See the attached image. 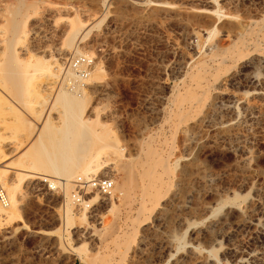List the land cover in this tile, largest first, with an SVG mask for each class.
<instances>
[{"label":"rangeland","instance_id":"rangeland-1","mask_svg":"<svg viewBox=\"0 0 264 264\" xmlns=\"http://www.w3.org/2000/svg\"><path fill=\"white\" fill-rule=\"evenodd\" d=\"M216 7L221 19L211 12ZM13 20L23 22L26 37L14 34ZM80 20L89 33L78 45L101 68L84 85L86 112L158 189L148 197L141 176L128 179L121 199L85 211L78 202L68 224L63 187L19 183L16 163L43 126L36 111L51 110V123L61 124L56 93L64 80L74 86L66 63L80 56L64 43ZM263 20L264 0H0V167L8 185L19 184L14 219L0 221V264H264ZM242 34L243 52L208 59L198 87L191 74L200 56L216 41L219 53L234 49ZM12 53L20 64L7 74ZM37 61H50L59 77L48 78ZM189 90L200 101H181ZM143 158L148 164L138 166ZM103 160L104 176L121 184L118 157ZM109 225L118 232L100 231Z\"/></svg>","mask_w":264,"mask_h":264},{"label":"bare ground","instance_id":"bare-ground-1","mask_svg":"<svg viewBox=\"0 0 264 264\" xmlns=\"http://www.w3.org/2000/svg\"><path fill=\"white\" fill-rule=\"evenodd\" d=\"M211 12L214 17H217V19H221L223 15L219 7H216ZM22 23L23 22L19 20H13L11 23V29L13 30L14 34H19L22 32L23 36L20 37H26L29 30H23ZM256 25H259L258 22H256ZM85 26L86 24L81 20L77 22L73 21L70 25L69 31L67 32L64 43L68 47H74L75 53L79 55L84 54L82 52L83 49L78 45V43H82L89 33V31L85 33ZM259 26L261 27L260 30H264V25ZM255 31H257V29H254L253 27L250 33H254ZM216 33L217 27L214 26L208 33V39L212 41ZM238 38L240 41L236 44L233 43L235 46L232 50H228L226 48V51L219 53V48L221 47L220 41H216L213 43L212 49L208 53L200 56L201 61L203 60L204 62L202 64L197 63V71H194L191 74V78L198 87L202 86L203 80L206 78V74L208 73V69L205 65V62L208 61V59L219 58L221 61H223L228 58L233 59L243 52V50L246 48L247 37L246 35L242 34V36ZM15 56V53H12L11 57L7 59L3 69L4 73L11 74L17 71L20 62H17V57ZM257 59L261 60L263 58L258 55ZM37 62L38 66L42 68L41 71H43V73L48 78L51 77L56 80L59 77V74L56 73L57 71H55V67L50 61L43 63L41 61ZM35 65H37V63ZM220 65H222V63ZM100 70L101 68L97 65V63H95L93 66V71L91 69L84 77L77 75L75 71H68V79L75 81L74 86L67 87L69 83L64 80L62 87L57 90L56 98L54 97V105L59 103L62 105L58 116L61 119V124L57 126L54 123H51V110L48 109L45 113V108H42L40 112L36 111L39 116H43V126L38 128L33 137V142L28 147V149L22 153L21 158H19L16 163L18 166L17 172L19 183H21L25 178H30L35 180L39 179L42 181L46 180V182L49 181L52 185L58 183L61 187H63L66 197L64 202L65 218L67 219L68 224H70L72 220V211L78 203V201L73 197L75 181L79 178L88 180L92 177H97L103 173H106L105 169L108 167V159L103 160L104 155L107 156L108 154H115L118 157V168L125 174V180H123L121 184L115 183L114 181V188L110 196L95 194L89 201H85V199L79 201V205L81 206L80 208L82 210L85 211L91 204H97L102 200L105 201L107 199L111 200L113 204L114 200H119L124 196L128 187L127 181H135L139 176L142 178L141 187L145 192V195L151 197V195H153L151 191L158 189L156 185L152 187L146 185V181L143 179L145 172L135 169V167H137V163L128 161L129 159H126L127 156L125 157L123 154L122 148H119V145L112 140L110 129L107 128V126L102 123L98 117L92 120L91 117L88 116V112H86L90 102V97L84 85L94 80L98 76ZM36 91L39 96L43 97L44 99L46 98V96L42 94V90L36 88ZM206 93L207 89H204L202 95H205ZM198 97L199 96L195 92L189 90L186 95L181 97V101H193L196 99L200 101V98ZM177 100L179 99L177 98ZM39 103L42 105L45 104V102ZM182 109L178 105L179 115H182ZM5 156L6 153L3 150L2 145H0V160L5 158ZM147 164L148 161L145 162L144 158L138 162V166L142 167ZM160 164L164 169H166L165 172H167L169 168L168 163L164 159L160 158ZM6 174L7 170L5 167L1 166L0 184L8 190L9 201L7 205H4L0 202V221L14 219L15 213L13 210L18 203V198L15 191L17 187H19V184L12 186L8 185L9 183L6 182ZM149 174L154 176L156 172L154 170H150ZM45 175L51 176L52 179L50 180L45 178ZM104 175L105 174L102 176ZM159 178L161 179V177ZM156 182L158 181L156 180ZM142 207H145V204H143ZM83 215L86 217L85 212H83ZM100 231L103 232V234L106 232L108 234H114L115 232H118L116 225L103 226ZM90 236H93V234Z\"/></svg>","mask_w":264,"mask_h":264},{"label":"built area","instance_id":"built-area-1","mask_svg":"<svg viewBox=\"0 0 264 264\" xmlns=\"http://www.w3.org/2000/svg\"><path fill=\"white\" fill-rule=\"evenodd\" d=\"M94 59L89 55H80L72 57L66 63V70L75 71L77 75L86 76L93 68ZM114 188V179L110 176H97L90 179L79 178L75 181L73 197L79 202L86 198L89 194H99L102 196H110ZM8 195L4 188L0 187V202L4 205L8 204Z\"/></svg>","mask_w":264,"mask_h":264}]
</instances>
